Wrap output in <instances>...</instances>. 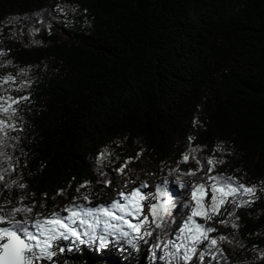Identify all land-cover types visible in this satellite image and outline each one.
I'll return each instance as SVG.
<instances>
[{"label": "trees", "instance_id": "obj_1", "mask_svg": "<svg viewBox=\"0 0 264 264\" xmlns=\"http://www.w3.org/2000/svg\"><path fill=\"white\" fill-rule=\"evenodd\" d=\"M0 108V215L93 204L141 160L169 202L138 250L61 239L53 264H166L199 184L205 210L237 192L190 264H264V0H0Z\"/></svg>", "mask_w": 264, "mask_h": 264}, {"label": "snow or ice", "instance_id": "obj_2", "mask_svg": "<svg viewBox=\"0 0 264 264\" xmlns=\"http://www.w3.org/2000/svg\"><path fill=\"white\" fill-rule=\"evenodd\" d=\"M0 111L7 112V109L0 108ZM3 125L4 121L0 120V131L3 130ZM103 158L104 154H101L97 162L99 163ZM208 163L212 164L213 161L209 160ZM209 179L217 181L219 178L209 177ZM205 187V184H199L194 185L192 188V200L195 202V207L191 209V215L187 217L183 227L180 228L183 243L176 244L172 242L171 244L152 245L153 248L163 247L169 249L168 252L159 257L164 259L166 264H186V262L190 264L192 257L197 253V246L202 245V242L207 239L205 234L213 231L212 228L195 223L193 218L203 217L205 220L209 219L210 214H216L219 204L223 203L227 195L237 192V189L231 185L227 186L226 192L222 187L213 186L211 188L212 204L208 210H205L202 206V201L206 195ZM240 188L248 193H252L254 190L244 185H240ZM161 193L162 190L158 188L155 193L156 202L147 206L151 215L150 222L147 216L139 219L137 223H131L124 218V215H113L112 209L119 210L127 216H137L142 212V206L139 202L144 199V196L135 189L130 197L120 193L128 201L127 204L113 202L109 208L103 206L84 207L79 208V211L76 208H68L66 211L69 212V216L64 220L60 219L56 213L42 220L39 218L17 220L14 218L16 213H30L31 209L14 208L12 209L13 218L0 215V225H4L0 226V264H40L41 261L44 264H53V257L56 255L53 248L54 243L61 239L69 241L70 238L71 247L67 249L68 251L76 248L77 244L103 250L110 243L119 247L121 251L125 250L124 245L130 249L138 250L141 241L148 244L147 237L154 236V233L150 230L151 225H154L157 229L166 226L165 216L169 202L167 199L161 202ZM217 193L220 194L219 200ZM84 199L87 200L88 197L85 196ZM105 217H110L111 220L119 221V223H111ZM77 220L79 221L78 226H73ZM101 224L103 227L98 231ZM123 225L127 226V230ZM145 225H148V227ZM210 243L215 246L217 241L212 239ZM173 248L174 251L171 250ZM65 250L64 247H60L61 252ZM209 254L211 253L209 252ZM203 258V253H201L200 259L203 260Z\"/></svg>", "mask_w": 264, "mask_h": 264}, {"label": "rangeland", "instance_id": "obj_3", "mask_svg": "<svg viewBox=\"0 0 264 264\" xmlns=\"http://www.w3.org/2000/svg\"><path fill=\"white\" fill-rule=\"evenodd\" d=\"M139 172L133 173L129 172L128 176L126 177H114L113 178V183H110L108 186V190L105 191L104 194L100 196V198L95 201L93 204H85L83 206H79L77 211H79V208H84V207H100L103 206L105 208H109L111 203L116 202V203H121V204H127L128 201L125 200L124 196H122L120 193H124L130 197L132 191L135 189L141 193V195L144 196V199L141 200L139 203L142 206V212L138 214L137 216H127L124 213L119 212V210L112 209L113 215H124V218L128 220L131 223H137L139 219H142L144 216L148 217V204L150 203H155V193H156V188H157V183L151 174V169L146 163V161L141 160L139 163ZM208 187H205V196L209 195ZM187 192L192 195V188H188ZM161 202L162 199H161ZM58 217L62 220H64L66 217L69 216V212L66 210L61 211L59 214H57ZM191 215L188 214V216ZM187 216V217H188ZM187 217H177L174 219V225H175V231L177 234L180 233V228L183 227L184 222L187 220ZM90 219V218H89ZM105 219H109L111 223H119V221H113L111 220L110 217H105ZM195 223H198L204 227L210 228L214 225V223L207 219L205 220L203 217H194L193 218ZM79 221H76V224L73 226H78ZM148 227V225H145ZM86 227V226H85ZM103 225L101 224L99 226V230H101ZM125 230H127V226L123 225ZM79 230V229H78ZM71 239V238H70ZM111 239V238H109ZM60 240L56 241L53 245V248L56 252V254L59 253V248L57 247V244L59 243ZM176 243V242H175ZM177 244V243H176ZM40 264H44L43 261L40 262Z\"/></svg>", "mask_w": 264, "mask_h": 264}]
</instances>
